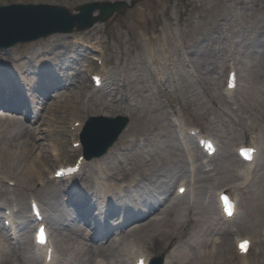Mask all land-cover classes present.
Masks as SVG:
<instances>
[{
    "label": "rangeland",
    "instance_id": "obj_1",
    "mask_svg": "<svg viewBox=\"0 0 264 264\" xmlns=\"http://www.w3.org/2000/svg\"><path fill=\"white\" fill-rule=\"evenodd\" d=\"M89 1L95 0H0V5L11 2H45L66 6L72 12H76V7L78 5ZM192 1L195 8L190 6L188 10L189 13L193 11L196 13L182 22L178 21L182 16L177 15L178 6H175L171 0H164L165 5L162 8L156 5V0H138L133 7L123 10L105 23L98 22L87 30L70 33H55L51 36L22 45L16 44L12 49L17 50L20 55L25 56L32 54L33 57V50L37 49L42 53L39 58L47 59L48 61L54 58L59 62L61 70L58 69V72L61 78H58V84L61 85L62 83H66V81L62 80L65 78L67 79V75H69V81L72 85L64 86V84L63 86L51 89L45 97L35 92L32 94L31 98L33 97L35 100H38L39 104L37 103V106L44 108L43 112H41L38 117L42 114H46L49 117L53 116L56 113V109L64 103L63 108L58 111L62 114L70 112L71 114L67 119L71 121L73 119L83 120L87 115L96 114L97 112L110 115L119 113L117 108L112 105L115 102V93H113L112 96L107 95L105 91L97 93L95 100L90 102L87 111H83L80 107L81 105H78L77 110H71L70 105L73 103V100L68 98L65 102H60L58 98L62 94L67 95L70 91L76 93L79 91H93L88 71L90 68L91 70L94 69L95 64L89 67L86 66L88 60L85 56L86 52L82 44L81 47L76 50L78 56L82 58L74 64H67V69H64L65 63L61 61L63 58L66 59V56L64 55L59 59L56 55L60 53V50H64L65 45L75 49L77 45L75 41H77V38L81 43L84 41L97 43L99 39H101L99 43L101 46L105 49L110 47L109 50L111 52H107L106 57V61L111 59L110 65H108L109 76L110 74L118 73L120 70L124 73L126 70L125 77H129L130 81L127 84V92L131 94L132 98H136L139 102V105L127 107L126 113L131 116V123L128 126L129 129L131 128V132L125 134L123 138L122 136L124 134H122L116 142L115 148L126 165L129 164V161L132 162L134 159L138 163V161L147 159V153H143L139 149L138 143L143 144V141H137L134 147L133 140H139L140 137H145L146 134H149V137L152 138L153 141L151 143L147 141V151L151 155L152 164L157 166L159 169L158 172L160 173L157 174L158 172H156L154 175H148L147 180L153 181L154 183V185L149 184L150 188L155 187L154 196L149 197L144 193V190L147 188V180H145V182L142 180L135 188L131 187L137 191L132 193L130 198H136L138 201L136 207L133 208L134 211L130 212V214H141L142 212L148 211L149 207H145V203L156 206L157 209H155V212L167 213H161L164 218L158 223L147 224V226H145L144 220L137 221L135 224H138L139 228L135 230L131 229V227L134 226L131 224L125 229V238L136 239L137 237L149 241L151 245L149 251L154 254L166 252L169 263L172 261L173 251L183 250L185 253H188V256L180 264H196L198 262L201 264H232V262L243 264V259L235 254L237 251L235 252L233 234H251L255 239V236L256 238L260 236L261 227L264 225V0ZM210 25L216 26V29L211 30L216 31L214 35H211V31H207V27ZM172 27L180 34V39L184 46H188L187 50L189 54H187V56L193 59V70L201 74L204 79L203 81H199L197 77L190 76L184 68H181V70L184 71L181 80L175 77V80L167 83L169 88L176 85V81L182 84L181 89L175 91V97H171L167 94L170 93V91H161L160 88L156 86L154 79L150 77L149 71L147 70L149 68L147 67L146 69V65L142 61V57L145 56L148 58V62H150L149 52L151 47L155 46L157 47L156 49H158L159 42L169 37ZM256 31L258 32L256 33ZM253 34L255 37L252 36ZM253 41L257 43L251 45ZM4 51L7 50L2 49L0 53L6 60ZM49 53L51 54L49 55ZM230 57L235 60L230 62L231 64L236 62L234 65L238 68L240 77V86L237 94L230 101L232 104L228 103L229 99L224 93V82L226 72L229 68L226 63ZM24 59L27 58L25 57ZM7 60L3 62L7 63ZM121 64H124L125 70L124 67L120 69ZM30 68L37 71L35 60L30 62ZM84 68H86V70H84ZM167 76H170V72H167ZM40 79L44 80L42 77ZM106 90L109 91L110 88ZM182 100L186 101L184 110L180 108V101ZM109 101L114 102L111 103ZM159 102L163 104L164 109L158 107ZM216 102L221 104V109L216 106ZM52 104H58V107H54ZM14 114L22 121L23 130L20 132V136L24 139L27 134L26 125L29 123L36 124L38 118L30 121L31 118L26 119L22 113ZM175 114H177V116L181 115L188 125L201 126L204 132L212 134L220 144L221 153L216 159L211 161L214 170L212 172H207L210 165H204L200 166L196 171L198 182L195 183V188L197 187V191L194 193L195 203H189L187 196L181 198L182 201H178L192 207V212H194L195 215H197L198 211V201L205 207L207 205L211 206L212 218L214 220L217 219L218 223L216 224H219L221 227L224 226L226 232H222L221 229L218 228L214 233L209 234L206 233L207 228L204 226L201 228L200 226V235L208 236L207 238L210 239L207 242L208 245L217 240L220 245H218L220 249L219 253L211 252L207 255H203L204 249H210H208L206 245L200 243L190 247L189 244L192 243V241L189 237L193 236V230L196 228V225L194 223L186 224L177 222V211L172 208L169 209L171 200H174L173 190L178 181H175V179L171 181V176L163 179L164 176L162 174L165 173V167L175 172L174 170L179 169L178 165L181 160V164H183V173L178 174L176 172L178 174L177 176L182 175L181 177H184L189 173V166L186 164L185 160L187 156L185 152L182 151L169 120V118ZM216 116L219 118V122L217 124H209L207 118ZM7 129L12 130L10 127L2 132L3 134H1L0 139H3V141L7 139L5 136L7 135ZM248 130L249 133H256L260 137L261 150L257 161V163L259 161L260 163L259 169L253 171L251 176L253 180L244 183L242 188H239L237 183L241 184L243 180L237 181V170L243 168V164L238 160L234 165H231L227 176L222 172L228 171L229 167L227 170H222L220 164L238 159L236 147L243 141L249 142V135L246 137V132ZM70 134L71 131L67 130L66 135L62 134L59 136V139L64 142L62 145L60 144L58 146V148H64L63 159H67L70 155L68 147ZM39 137L40 135H37L34 141L30 139L34 145L33 156L38 154L40 148L46 149V146L50 143L47 138ZM124 138L130 141L129 146L123 144L122 140ZM66 141L68 142L66 143ZM45 142L48 144L46 145ZM193 144L195 145L197 154H200L201 151L197 147L195 139ZM158 156H161L160 160H158ZM46 159L45 157L39 159V162L37 161V167L40 168L41 175L36 174L32 176L30 181L25 182L21 178L12 177L6 173L9 177L15 178L13 180L17 182V187L8 189L10 191L9 194L16 199L14 200V204L18 205L21 214L22 219H19V225H21V228H24V230L21 231V235L24 245H26V253L24 250L19 249V251L17 253L14 252V254H18V257L21 258H24L26 255L25 260H27V264H31L33 260L28 257L32 249V227L25 226L21 222L22 220L29 221L26 218V214H29V196L26 194V188L31 189L29 192H34L39 197L45 210L47 209V214L52 216V214L54 215V211L48 210L45 199L41 194V189L45 190L44 188L48 185L52 187L56 186V191L58 192L60 183H62V181L55 183H43L41 181L43 174L45 179H48V169L52 167L51 163L53 162L51 153L49 159ZM117 159L118 158L113 155H105L103 160H101V165L112 163L118 168V161L120 160ZM205 160H207V158ZM96 168L97 166L94 168L90 167L86 173L90 176L97 175L99 172L98 168ZM110 168L113 169L111 166ZM142 168L143 167L137 166L130 175L123 173L124 176L120 182L128 183V179L131 180L136 176H140L143 179V176L140 175L143 171ZM111 169H107V171H113ZM207 175H211L212 179L204 181L203 177H207ZM221 187H228L239 199V213L237 217L226 224L221 222L220 213L217 209L218 206L214 199L215 191ZM129 189L130 187L123 192L127 193ZM56 194H58L59 201L66 203L64 201V194ZM124 197L125 198L119 199L127 200L126 198H129L126 195H124ZM257 203L259 206H257ZM1 205L2 204H0V206ZM1 213L0 211V214ZM189 214L193 213H190V211L186 209L181 210L182 218L186 219ZM65 216L68 217L69 214L64 215V217ZM146 220L147 219H145V221ZM80 225L84 224L80 223ZM49 226L54 241L60 251L58 264L68 263L67 261L70 257H73L75 264L92 263L91 257H93V252H90V255H86L83 252L73 251V246L82 245L81 238H84V240L87 239V232L89 230L85 231V226H80L83 231V236L77 238L75 241L70 240L66 236V233H70V231L68 228L64 227V225L60 228L58 225H51L49 223ZM208 226L211 225L208 224ZM180 228L182 229L178 232ZM0 232L5 235L2 229L1 218ZM166 232L177 234V238L174 242L172 240L167 242V240L164 239L163 236ZM219 233H223V236L219 235ZM27 237L30 238L29 242H27ZM220 241L222 242L221 244ZM136 244L143 247L145 245L140 241ZM7 245L10 248L9 242ZM257 252L258 249L255 246L251 254L245 258L247 264L260 263V261H258ZM88 257L89 260L86 261ZM175 259L177 260V258ZM34 262H36L35 259Z\"/></svg>",
    "mask_w": 264,
    "mask_h": 264
},
{
    "label": "bare ground",
    "instance_id": "obj_2",
    "mask_svg": "<svg viewBox=\"0 0 264 264\" xmlns=\"http://www.w3.org/2000/svg\"><path fill=\"white\" fill-rule=\"evenodd\" d=\"M171 1H183V0H171ZM245 4V2H244ZM156 5H158V7L162 8L164 7L165 3L164 0H156ZM246 7V4H245ZM56 21L60 24H62L63 26L66 24L64 19H61V16L56 17ZM179 21V20H178ZM79 22L75 23V26L78 25ZM213 29H216V26H214ZM258 31H256L257 33ZM216 33V31H211V35H214ZM251 33V32H250ZM249 33V34H250ZM255 33V34H256ZM179 34V33H178ZM180 36V34H179ZM252 36L255 37V35L253 34ZM257 36V35H256ZM252 39L254 40V38L252 37ZM163 41L165 42V44L162 45L163 47V51L161 54V59H163L166 63H171L173 61L172 57L173 54H176L177 58L182 57V52L181 50L183 49H188V46H183V42L180 39V41L177 40V38L175 37L174 33H169V37L167 39H163ZM256 41H253V43L251 45L256 44ZM172 47L173 53H169L168 48ZM245 48V47H244ZM159 51V49H158ZM60 52H65L64 50H61ZM6 53V52H5ZM34 53V58L36 61V68L37 71L33 68H30V62L25 63V61H21L19 63V67L15 64V66H13V62L10 60V57L7 55L5 56V58L9 59L8 63H9V68L3 67V56L0 53V73H3L2 75H4L5 73H8L9 75L14 74L16 77L17 75H22L24 78V87L31 91L33 90L34 92H39L42 90V86L43 88L46 87H51L53 88H57L56 84H57V79L58 77H61V75L58 72V69L61 70V68L59 67V62L56 59H50L49 61L47 59H42L39 58L42 53L41 51L39 52L37 49L33 50ZM51 53H49L50 55ZM57 58H61L64 56V54H60V55H56ZM152 59H155V56H152ZM183 59V58H181ZM185 59V58H184ZM231 59H229L230 61ZM45 61H48L47 64H43ZM62 62L65 63V67L66 68V63H67V59H61ZM186 61V59H185ZM193 62V59H192ZM68 64V63H67ZM44 71L46 72V74H44L46 76V81L44 84L40 83V78L38 75L40 71ZM159 72V71H158ZM124 73H126V71H124ZM41 74H43L41 72ZM15 78V77H14ZM2 78H0L1 80ZM155 80H160L161 77L159 75H155L154 76ZM169 80V78H166V81ZM123 82L128 84L129 81V77H125L123 79ZM117 83L113 82L112 84V88L107 91V95L112 96L113 93H115V95H120V97L117 96V102L116 104L121 105L120 102L124 99L127 100V104L129 106H132V104L129 102L130 100L132 101V96L129 92H127L126 90L124 92H122L120 89H117L115 87ZM12 85V90H8L6 89V87H4V84L1 82L0 84V107L3 109H0V138H1V134H3L2 132L6 129V128H12L11 129H7V135L4 141L3 139H0L1 145H0V174H6L8 173L9 175H11L12 177H18L21 178L23 181L27 182L30 181V178H32V176L38 174L41 175L40 172V168L37 167V161L39 162V159L45 158L48 155V150L40 148L38 154H36L35 156H33L34 154V145L31 142L30 139H35L34 138V131L40 132L38 126H29L26 125L27 128V134L25 135L26 138L22 139V137L20 136V132L23 130V125L21 124V120L19 119L18 116H15V114H13V110L16 111L17 109H19V107L21 106V104L25 101L24 97L21 96L20 93H18V91H16L14 89V82H11ZM69 86H71L72 84L69 83ZM66 85V86H68ZM163 85H165V83H163ZM253 87V86H252ZM46 90L51 91V89L47 88ZM160 90H162V88H160ZM45 94V93H42ZM10 95V96H9ZM78 95V93L74 92V91H70L67 95H61L58 98V101L63 102L65 101V98L67 97H72ZM55 99V96H54ZM30 100L29 104L31 105V107H34V111H36V100L33 98H28V101ZM55 102V100H54ZM53 102V103H54ZM28 104V105H29ZM217 105V104H216ZM52 106L54 107H58V104H52ZM158 107L160 109H164V106L161 102L158 103ZM29 107L26 105L25 106V111L29 112ZM60 119V118H58ZM53 121H56V118L51 119L49 122H45V125H49L52 126L53 125ZM160 122V121H159ZM219 122V121H218ZM56 123H61L60 120H57ZM15 125V126H12ZM180 127L179 133L182 135V137H186V129L184 128V125L178 124ZM173 126V125H172ZM59 127V125H56V129ZM44 129V128H43ZM48 131H51V129H49ZM45 132V130H44ZM129 133V132H128ZM126 133V134H128ZM45 134V133H44ZM21 137V138H19ZM125 137V134L124 136ZM122 137V138H123ZM146 140L149 141V143H151L153 140L152 138L149 137V134H146ZM123 144L125 146H129V140L128 139H123ZM148 146L147 145H142V147L139 146V149L141 152L143 153H147V159H144L142 161H137L134 159L131 161H129V164L126 165L121 161H118L119 167L116 168L114 166V164L110 163H106L104 165H101V158H95L92 161V168H94L95 166H97L98 168V174L94 175V176H90V175H85L84 177H82V179L79 180V182H85V183H90L91 186V190H89L87 193L89 194L90 191H93L96 196H97V203H101V202H109L110 206H113V195L119 194V195H126L129 198L131 197V193H135L137 190L135 189H130L127 193H124L120 186L121 183H119V179L122 178L124 176V174L126 175H130L133 170H135L137 168V166L139 167H143V171L141 172V176H143L144 182L145 180L148 179V175H154L156 174V172L159 171V169L157 168V166H155L154 164H152V158L150 157V153L147 151ZM186 149L188 152V156L189 159L192 160V155L189 153L190 152V147L188 144H186ZM149 157V158H148ZM161 159V156H158V160ZM165 159V158H164ZM168 159V158H167ZM157 160V161H158ZM169 160V159H168ZM238 160H232L229 162H225V163H221L220 167L223 170H227V168L229 167L228 171L222 172L225 176H227V174L230 171V167L231 165H234ZM180 164L178 165L179 169L174 170L175 172H172L171 170L166 169L165 167V173L162 174L164 177H169L171 176V181L173 179L178 180L180 177H178L177 175L180 173H183V164H181V160L179 161ZM109 165V166H108ZM110 166L113 168L111 169ZM96 168V169H97ZM107 169H111L113 171H107ZM251 169V165L249 164V167L247 168V170L244 171L245 175L249 174V170ZM171 171V172H169ZM114 172V173H112ZM178 174H177V173ZM124 173V174H123ZM157 174H160L159 172ZM37 175V176H38ZM180 176V175H179ZM136 179L138 178L137 176L135 177ZM29 179V180H28ZM44 179V176H43ZM55 177L50 179L51 181H46V183H55L57 182ZM210 179H212L211 175H207L203 177L204 181H209ZM134 180V179H133ZM175 180V181H176ZM131 181H129V183H131ZM82 183L81 186H85L87 184ZM149 184L154 185L153 181H148L147 180V188L146 190H144V193L147 194V196L151 197L154 196V192H155V187L154 188H150ZM185 182H183L181 185H184ZM79 184L77 183L76 185L72 186L71 188H75L77 187ZM5 184H0V193L5 194V191L2 189V187H4ZM178 186V187H179ZM45 190L41 189V194L43 196V198L45 199V204L48 207V210H53L54 211V215L52 214V216L48 215L47 221L50 222L51 225H58L60 226V228L62 227V225H64V227L68 228V230L70 231V233H66V236L72 240L75 241L77 238H80L81 236H83V232L82 229L80 227V225H78V222L75 221L74 217H73V211L70 208L69 205L62 203L61 201L58 200V194L56 193H60V190L57 192L56 191V186L52 187L50 185L46 186L44 188ZM145 189V186H144ZM27 191H29L28 188H26ZM87 193H86V197H87ZM112 199V201H111ZM180 201H182L181 199H179ZM179 200H171V204L169 205V209H174L177 211V222H181V223H194L196 225V228L193 230V236L189 237V239L192 241V243H190V247L194 246L195 244H204L206 245V247H208V249H204V253L203 255H207L208 253L211 252H215V253H219L220 249H219V243L217 242V240L213 241L212 243H210L208 245V241L210 239H208V236H201L200 232H201V228L204 226L205 228H207V232L209 234L214 233L218 228L221 229L222 232H226L225 231V227H221L217 222V219L214 220L212 218V211H211V206L207 205L206 207L202 204H200V201H198V211H197V215H195L194 212H192V207L185 205L183 202H178ZM130 204V203H129ZM257 206L258 203H257ZM76 206L75 205V210H76ZM128 208V207H127ZM126 208V209H127ZM71 209V210H69ZM182 209H186L187 211H190V213L193 214H189L187 216L186 219L181 217V210ZM47 210V209H46ZM107 210V208H106ZM77 211V210H76ZM105 212V211H104ZM103 212V213H104ZM56 213H57V217H56ZM69 214L68 217H64V215ZM195 216V217H194ZM65 218V219H64ZM64 219V220H63ZM26 222V221H25ZM155 220H151L149 221V223H154ZM222 222V221H221ZM220 222V223H221ZM80 223V222H79ZM145 223V222H144ZM156 223V222H155ZM208 224H210L211 226H208ZM201 226V228H200ZM89 226L87 225V228ZM138 226H134L132 229H136ZM57 228V227H56ZM182 228H180L178 230V232L181 230ZM255 231V230H254ZM219 235L223 236V233H219ZM107 235H101L99 236L98 240L102 241V239L104 237H106ZM164 239L167 240V242H169L170 240H172L173 242L175 241V239L177 238V234L175 233H170V232H166L164 234ZM256 238V236H255ZM82 239V245L81 246H73V251H78V252H83L86 255H90V248L92 245H90L89 240L84 238ZM257 244L260 246V254L261 256H264V250L262 248L263 244L261 242V238H258L257 240ZM9 241L7 240V238L3 235V233L0 232V264H27V260H25L24 258L18 257V254H14L18 252V250L16 249V246H12L11 243L9 242L10 248L8 247L7 243ZM172 242V243H173ZM194 243V244H193ZM222 242L220 241V244ZM211 245V247H210ZM219 245V246H218ZM30 256V255H29ZM188 256V253H185V251L180 250V251H173L172 254V261L170 262V264H180L181 262H183L186 257ZM31 257V256H30ZM177 258V260L175 259ZM89 260V257L86 261ZM68 263L71 264H75L73 257L68 258ZM125 264V263H123Z\"/></svg>",
    "mask_w": 264,
    "mask_h": 264
},
{
    "label": "water",
    "instance_id": "obj_3",
    "mask_svg": "<svg viewBox=\"0 0 264 264\" xmlns=\"http://www.w3.org/2000/svg\"><path fill=\"white\" fill-rule=\"evenodd\" d=\"M46 7L47 9L51 10L53 20L47 21L44 19L43 23L36 22L37 13L41 11L39 10L40 7L15 6L12 7V9L1 8L0 45H9L21 37H25L22 39L31 40L42 36H47L57 31H71L77 22H79L76 26L77 29H86L92 26L98 20H108L116 11L127 8L129 5L126 1L92 2L83 6H79L80 13L76 15L71 14L64 7ZM97 9L100 10V14L98 16H93V12ZM58 16H61V19L65 20L66 24L64 26L56 21V17ZM27 22L37 26V28L33 30V27L29 26ZM112 138L113 134H110L104 138L102 150L107 148Z\"/></svg>",
    "mask_w": 264,
    "mask_h": 264
},
{
    "label": "snow or ice",
    "instance_id": "obj_4",
    "mask_svg": "<svg viewBox=\"0 0 264 264\" xmlns=\"http://www.w3.org/2000/svg\"><path fill=\"white\" fill-rule=\"evenodd\" d=\"M183 191V190H182ZM241 247H245V245H241ZM140 264H143V260H141Z\"/></svg>",
    "mask_w": 264,
    "mask_h": 264
}]
</instances>
